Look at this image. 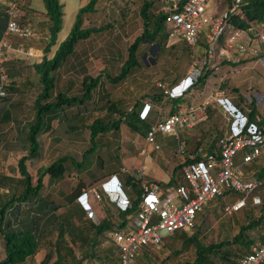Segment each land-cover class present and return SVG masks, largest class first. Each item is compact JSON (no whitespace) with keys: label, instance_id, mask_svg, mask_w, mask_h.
I'll list each match as a JSON object with an SVG mask.
<instances>
[{"label":"trees","instance_id":"16d2710c","mask_svg":"<svg viewBox=\"0 0 264 264\" xmlns=\"http://www.w3.org/2000/svg\"><path fill=\"white\" fill-rule=\"evenodd\" d=\"M97 1L87 0L83 6L78 8L71 31L62 41L57 42V34L62 26V4L59 0H42L43 10L48 20V35L46 43L43 42L41 60L33 64L34 74L37 75L41 87L32 100L33 116L20 124L21 128L17 131L18 137L13 143V146L26 151L17 161L19 177L12 179L17 183L19 189L0 191V240L4 252L0 264H20L27 257L34 255L44 243H47L49 248L36 264H85L88 261L90 263L98 261L101 264H113L117 262L118 254L108 233L117 227L124 228L136 212L140 185L139 180L133 175L126 177L123 186L128 187L135 197L132 200L129 199L131 202L129 207L124 210L118 209V223L111 221V215H106L95 223L76 199L87 183L83 175L90 179L88 182L90 185L104 175L97 173V168L100 165L98 160L94 169H89L92 157L96 155L101 159L102 156L100 152L97 154L99 137L108 132H117L121 124H125L135 132L145 133L150 126L149 120L140 116L137 101L132 105L131 110L116 109L117 117H112L115 108L109 101L108 115L96 116L91 122H87L86 116L87 114L92 115L91 113L94 112L95 102L92 93L101 84L103 77L113 84L120 83L134 67L139 65L138 51L145 42L155 45L158 50L161 45L165 44L167 37L164 28L165 13L161 10L150 12L154 1L143 0L138 11L141 19V32L136 34L128 45L127 55L121 63L119 72L115 75H105V68H102L96 75L84 74L82 76L79 93L68 95L65 91L54 92L55 76L53 72L62 66L66 58L74 51L79 40L86 39L93 32L102 31L105 28V26H83L86 15L95 12ZM183 1L180 0V3ZM240 9V14L235 13L230 17L231 22L236 26L245 27L248 23L264 22V0H243ZM1 15L6 14L0 5V19ZM3 30V27H0V34ZM173 44L170 46L172 47ZM54 45L56 48L48 55ZM208 73L209 71H204L199 77V82L204 81ZM14 86V80H9L6 94L2 98L3 101L8 98V92L14 91ZM249 106V111L246 113L248 122L264 123V117L256 119L258 115L254 99L251 100ZM4 116L3 113L2 117ZM81 116L82 121L79 120ZM53 121L65 123L63 129L65 135L78 134L81 127H86L89 131V145L82 151L80 159L63 154L56 156L48 164L38 167L35 183H33L32 175L27 168V160L39 158L42 149L39 137L53 132ZM195 142L196 148L201 145L203 140ZM215 146L216 139L213 138L206 150L211 151ZM184 150L186 153L193 151V149L186 150L185 143ZM117 156L118 154H115L108 159L117 160ZM192 160L190 156L184 157V160L174 167L172 177L166 184L177 182L173 176L174 172L179 170L181 164ZM236 160L239 159L236 158ZM259 164H261L259 161L254 160L250 165L255 169L259 167L253 175L255 174L257 179L263 180L264 164L258 166ZM70 166L75 169L74 172L78 173V182L74 185L73 190L60 199H55L49 193H45L44 176L61 180L65 174L72 173L69 172ZM228 194L238 193L229 192ZM222 199L217 197L214 201L215 209H218L221 215L223 214L220 207L224 201ZM246 208V213L240 214L241 208L230 215L236 213L235 222L238 224L237 231L230 239L208 243L200 239L199 225L191 232L196 226L195 221L198 214L203 210L197 212L195 225L193 224L192 229H179L172 235L163 238L162 244L169 250L165 259L176 258L181 253L190 251L192 258L180 260L177 264H232L234 258L240 254L248 253L250 247L258 241L249 233V230L256 229L259 241L264 242L263 204L258 215H254L250 207L246 206Z\"/></svg>","mask_w":264,"mask_h":264},{"label":"built area","instance_id":"2783aa9c","mask_svg":"<svg viewBox=\"0 0 264 264\" xmlns=\"http://www.w3.org/2000/svg\"><path fill=\"white\" fill-rule=\"evenodd\" d=\"M159 1L160 10L165 13L166 42L172 44L182 40L191 47V62L184 76L169 87L158 83L164 94L170 97L183 95L199 83V77L204 71H209L204 80L206 84L208 78L218 72L223 60L240 61L239 57L232 55V49L251 58L262 57L264 22L248 23L245 27H239L230 20L232 14H240L243 0H229L224 4L216 3L214 0H184L182 3L180 0ZM4 12L7 21L0 38V65L7 58L8 51L28 54H32L33 51L31 47L24 48L22 43L13 46L8 37L13 35L25 40L34 34L19 1H7ZM229 23H232V26L226 32L221 45L220 37L225 33ZM201 42L202 54L197 51ZM8 83L7 75L0 71V102L6 94ZM219 93L222 95L213 94L199 104L180 105L175 112L160 116L144 134L138 133L144 139L143 145L138 148V155L143 161L145 155L151 151L157 132L178 137V129L191 127L205 119L206 107L214 100L225 108L224 118L228 122V129L216 137V146L211 151L198 146L191 153H186L183 141H180L182 144L179 145V153L184 154V157L190 156L193 160L181 164L175 183L161 186L156 180H146L143 162L134 171L127 167L122 168V172H135V178L139 180L140 193L134 216L124 228L117 227L109 233L118 254V260L113 264H135L136 256L143 248L160 246L163 238L172 235L176 230L192 229L197 212L202 211L208 203H214L217 197L224 199L229 192L240 195L234 200L223 201L220 207L223 215L229 216L237 212L247 204L249 198L254 204L261 203L260 196L253 194L261 180L253 176L252 169L244 166L264 158V123L248 122L246 113L249 108L243 110L232 106L223 95L224 92ZM244 93L247 94L245 98L248 103L252 99L255 103L263 102L264 98L252 88L242 91L243 95ZM150 106L149 103L144 113H140L142 118L147 117ZM256 119L259 120L260 116ZM122 184L117 175L112 174L99 184L82 189L76 200L92 219L94 218L92 212L88 210L90 207L88 195L99 200L105 194L118 209L124 210L131 202ZM91 264L101 263L94 261ZM232 264H264V242H255L248 253L238 255Z\"/></svg>","mask_w":264,"mask_h":264},{"label":"rangeland","instance_id":"374dc122","mask_svg":"<svg viewBox=\"0 0 264 264\" xmlns=\"http://www.w3.org/2000/svg\"><path fill=\"white\" fill-rule=\"evenodd\" d=\"M7 1L9 0H0V5L3 6ZM18 1L33 27L34 34L25 40L18 39L13 35L8 37L11 39L13 46H17L19 43H22L24 48L30 45L33 47L34 45L30 43V45H28L26 42L33 39L37 32L39 37L42 29L45 31L46 28L47 16L43 10V2L42 0ZM142 1L143 0L97 1L95 12L86 15L83 26H105V28L102 31L99 30L93 32L86 39L79 40L74 51L66 58L62 66L53 72L55 76L54 92L65 91L68 95L77 94L80 92V82L82 76L84 74L96 75L102 68H105V75H115L119 72L121 63L126 58L128 45L132 42L135 35L141 32V19L138 15V11ZM153 1L154 2L150 8V12L158 11L157 9L160 4L158 0ZM59 2L62 4L63 15L62 26L57 34V42L62 41L71 31L78 8L83 6L87 0H59ZM214 2L224 4L226 0H214ZM4 7L5 6H3V8ZM231 26L232 23H229L226 27L225 33L220 37L221 41H223L226 36V32ZM37 39V45L40 47L43 43L42 35L41 38L39 37ZM170 45L171 44L165 42V44L161 45L158 50L155 45H150V43L145 42L138 51L139 65L134 67L131 70V73L124 80L120 83L113 84L103 77L101 84L92 93V98L95 102L94 112L91 113L92 115L85 112V114H87V122H91V120L96 116L101 117L103 115H108V111H110L109 102L113 103L115 108L112 117L118 116L116 109L129 110L136 101L138 102L140 113H144L150 102L149 100H151L150 97L152 93L156 90H160L162 93V88L158 86V83H162V78L167 79L169 77H175L185 73L191 62V47L189 45L182 40L176 41L172 47ZM12 53L15 54V52ZM50 54L51 53L49 52L48 55ZM251 64L252 63H248V65ZM2 67L4 66L2 65ZM0 71H2V69ZM29 74L30 73L27 70L23 71L21 77H28ZM31 80L32 82H35L33 77ZM35 83L36 85L33 86V89L26 91H17L18 86L15 84L14 88H16V90L12 93L8 92V98H6L5 101L1 100L0 113H4L5 116L0 119V124L8 125L13 122L16 126H18V123H24L25 120H29L33 116L34 111L32 107V100L38 91L36 88L38 82L36 81ZM254 85L258 94H262L264 92V86L261 83H258L255 80ZM245 97H247L246 93L243 95L242 92H233V97L227 98V100L232 106L237 108L239 107L235 104V102H240L243 109L244 107L250 108L247 103V98ZM18 111L22 115L20 118L16 114ZM157 113L158 111L156 112V115ZM158 114L160 115V112ZM79 120L82 121V116L81 118L79 117ZM53 127L54 130L52 133L43 134L39 137L42 143V149L40 152L42 159L37 157L27 160V168L32 173L33 181L36 179L34 170L39 163L46 165L57 155L60 156L66 153L72 155L76 159H80L82 151L89 145V131L86 127H81L78 134L73 135H65L63 133V129L65 128L64 122L56 123L53 121ZM182 131L183 130L181 128L178 129V137L162 132H157L155 134V140L152 143L151 151L145 155L144 160L142 161L144 164V176L146 180L147 173L148 171L150 172L151 166H156V164L159 163L164 164L165 162V165H161L163 172L158 169L156 174L160 179H167L168 171L172 169V166H175L178 163V160L184 158V154L182 155L179 153V145L181 143L180 141H182L180 136L183 134ZM7 133L8 131L4 130V133L0 136V142L5 145V148H8L7 143L9 136L7 139H3V136L7 135ZM143 143L144 139L142 135L139 136L137 132L131 130L125 124H121L117 132H108L99 137L97 144L100 149H97V154L100 152L102 156L101 159H99V157L94 155L89 169H94L97 160L99 161L98 164L100 163L97 168V173L99 174H106L113 168H116V165L119 163L121 158H128L130 161H134L135 164L139 158L141 159L138 155V148L143 145ZM182 145L184 146V142ZM17 149L20 148L17 147ZM17 152L20 153L22 151L19 150ZM12 153L14 154V152ZM115 154H118V157L120 158L117 160L114 158L108 159ZM11 160L14 161L15 158H11ZM89 160L91 162V157ZM142 162H140L137 166L128 164L130 170L134 171V169L140 166ZM259 162L261 164L258 166H261L264 164V159L261 158ZM10 166L11 165L7 167ZM1 167L2 166L0 165V169ZM244 167L249 170L252 169L254 172L259 169V167H257L256 170L251 165ZM74 171L75 169L70 166L69 172L72 173L69 175L65 174L63 179L68 181L70 184L75 185L78 182V173ZM83 176L86 178L87 183L90 182V179H88L85 175ZM253 176L255 177V174ZM158 181L160 180L158 179ZM261 181L262 183L253 192L254 195L260 196L261 203L254 204L252 203V199H248L247 204L239 211L240 214L246 213V206L252 209V213L254 215H258L260 213L261 205L263 204L264 206V179ZM0 191H3V189L1 188ZM237 196L238 194H228L224 199H222V201H231ZM101 200H103V197L99 200L92 198L89 200L90 207L88 210L92 212L93 217L94 213L91 203H97ZM111 206L113 205L111 204ZM215 207V202L208 203L203 211L198 214L195 221L196 226L191 230V232L194 231L199 225L200 239H202L205 243L230 239L238 229V224L235 222L236 213L227 217V215H221ZM249 231L254 238H257V240L260 239L256 229L253 228ZM48 248L49 245L44 243L42 248L38 249L31 257H27L26 260L20 264L38 263ZM168 253L169 250L164 244H161L158 247H148L138 253L135 264H177L180 260L182 261L192 258L191 252L186 251L178 255L176 258L165 259ZM3 256L4 252L0 246V259ZM88 263L91 264L89 261L85 264Z\"/></svg>","mask_w":264,"mask_h":264},{"label":"crops","instance_id":"0c3cea01","mask_svg":"<svg viewBox=\"0 0 264 264\" xmlns=\"http://www.w3.org/2000/svg\"><path fill=\"white\" fill-rule=\"evenodd\" d=\"M159 3L160 4L157 10H160V7H161V2L159 1ZM3 6H5V4ZM6 20H7L6 15H2L0 19V27H3V29L6 25ZM46 22L47 23H46L45 31H43L42 29L41 34L39 35L40 38L42 35L43 42L45 41V43H46V36L48 35L47 17H46ZM1 36L2 34H0V38ZM39 37H38V32H37V34L34 35V38L29 40L30 42L29 41L26 42V44L28 45L30 44L34 45L33 47L31 45L28 46L32 48L33 50L32 54H28V53H15V54L12 53L11 54V52L8 51L7 52L8 56L2 63L4 67L0 65V70L2 69V71L7 75V77H11L8 79L10 81L14 80V83L18 86L17 91L31 90L33 89V86L36 85L35 82L36 81L38 82V79L34 74L33 64L36 62H39L43 55L42 47L44 43H42L40 47L37 45L38 44L37 38ZM221 45H223V41H221ZM55 48H56V45L52 46L50 53H52ZM197 51L200 54L203 53V43L202 42L197 47ZM232 51H233L232 55L239 57L240 61L233 62V61L223 60L218 72L210 76L206 84H204V81H201L195 84L192 88L184 92L183 95L179 97H170L164 94L163 92L161 93L160 90L154 91L150 97L151 100H149L151 107L146 117L149 120L150 125L152 123H155L160 116L161 117L166 116L167 114L175 112L178 106L180 105H187L190 103L199 104V103H202L207 97L212 96L213 94L222 95L221 93H219V91H223L224 92L223 95L226 96L227 98H232L233 92L241 93L244 90H248L250 87H253L256 90V87L254 85L255 80L264 86V53L261 58L259 57L258 59L254 58L250 60L251 58L249 56H246L242 53H236L234 49H232ZM248 63H252V64L248 65ZM26 70L30 74L28 77L22 78L21 74L23 71H26ZM184 74L185 73H182L179 76L169 77L167 79L162 78V83L165 86L169 87L177 83L184 76ZM32 77L35 80V82H32L31 80ZM40 87H41L40 83L38 82L36 86L38 91L40 90ZM15 90L16 88L14 89V91ZM259 95L264 98V92ZM235 104L239 108L243 109L242 106L240 105V102H235ZM256 104H257L256 105L257 115L260 117H264V99H263V102H260V103L257 102ZM248 106H249V103H248ZM247 108L249 107H244V109H247ZM224 110L225 108L219 105L218 102L214 100L210 102L209 105H207L206 111H205L206 116L204 120L195 123L191 127L181 128L183 130L182 131L183 134L180 137L182 141L186 144V150L194 149L196 146L195 141H198V140H203L200 146H202L204 149H208L207 146L211 143L213 138L216 139V137L219 134L223 133L225 130L228 129V122L224 118V115H225ZM157 111L158 113L160 112V115L158 113L156 115ZM16 114L19 118L22 117L19 111L16 112ZM2 116H3V113H0V117ZM20 128H21V125L19 123H18V126H16L15 123L13 122H11L8 125L0 124V136L4 133V130H7L8 133L7 135L3 136V139H7V137L9 136V140L7 143L8 148L7 147L5 148V145L2 142H0V163H2L0 164L2 166L0 169V186H1L0 188H2L4 191L8 189H17V188L19 189L17 183H15L12 179H17V177H19L17 161H18V158L22 154L26 153L25 150L17 149V147L13 146L15 139H17L18 137L17 131ZM137 133L140 134L142 132L137 131ZM19 150L22 151L20 152L21 154L17 152ZM12 152H14V154ZM11 158H15V160L13 161L11 160ZM39 158L42 159L41 153H40ZM119 158L120 157L117 156V159ZM181 161L182 159L178 160V163ZM3 162H4V165H3ZM140 162H142L141 159L137 160L134 164V161L132 162L128 158L127 159L121 158L119 160V163L116 165V168H113L111 171L104 174L102 178H100L98 181L94 182L93 184H99L100 181L107 179L112 174H116L118 179L122 183H124L128 175H133L135 177L134 175L135 172L133 173L122 172V168L127 167L128 169H130L128 164H131V165L133 164L134 166H137ZM165 164L166 162L164 164L159 163V164H156V166H151V170L150 172L148 171L147 176H146L147 180L148 181L156 180L157 182L160 183L161 186L168 185L166 183H168L169 179L172 177L174 167L177 164L175 166L171 165L172 169L168 171V177L167 179L164 180V179H160L157 176L156 171L160 169L163 172L161 165H165ZM9 165L11 166L7 167ZM43 165L45 164L39 163L35 167L34 175L36 174L37 168ZM173 176L175 178L177 176V172H174ZM157 178L160 181H158ZM43 181H44V192L49 193L55 199H60L64 195L69 194L74 188V184H70L65 179L56 180L55 178L49 177L46 175L44 176ZM32 182L35 183V181H33V177H32ZM85 185L86 186H84L82 189L89 186L90 184L86 183ZM122 187L128 199L132 200L135 197V194L130 189H128V187L125 188L123 184H122ZM102 197H103L104 202L103 200H101L100 202H97V203H91L92 210H93L94 217H95L92 220L95 223H97L104 216L111 215V221L118 223L119 221L118 215H117L118 208L115 206L113 202L108 201L109 199L105 194H103ZM88 199L89 200L91 199L90 195H88ZM110 203L113 206H111ZM109 239L112 242L111 238ZM0 246H1V240H0ZM143 249H146V248H143Z\"/></svg>","mask_w":264,"mask_h":264}]
</instances>
